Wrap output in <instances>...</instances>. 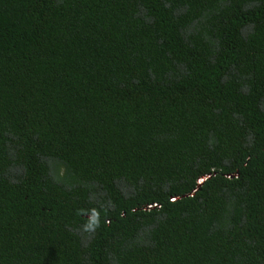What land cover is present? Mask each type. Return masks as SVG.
<instances>
[{
    "label": "trees",
    "instance_id": "obj_1",
    "mask_svg": "<svg viewBox=\"0 0 264 264\" xmlns=\"http://www.w3.org/2000/svg\"><path fill=\"white\" fill-rule=\"evenodd\" d=\"M0 264H264V0H0Z\"/></svg>",
    "mask_w": 264,
    "mask_h": 264
},
{
    "label": "clouds",
    "instance_id": "obj_2",
    "mask_svg": "<svg viewBox=\"0 0 264 264\" xmlns=\"http://www.w3.org/2000/svg\"><path fill=\"white\" fill-rule=\"evenodd\" d=\"M100 213L96 209L91 210V218L89 222L84 225V231L86 232H94L97 228L100 227L99 223Z\"/></svg>",
    "mask_w": 264,
    "mask_h": 264
},
{
    "label": "rangeland",
    "instance_id": "obj_3",
    "mask_svg": "<svg viewBox=\"0 0 264 264\" xmlns=\"http://www.w3.org/2000/svg\"><path fill=\"white\" fill-rule=\"evenodd\" d=\"M200 181H201V182H203V180H202V179H201Z\"/></svg>",
    "mask_w": 264,
    "mask_h": 264
}]
</instances>
